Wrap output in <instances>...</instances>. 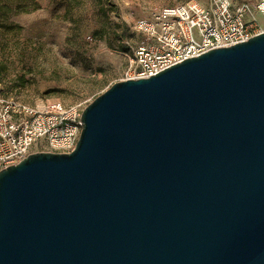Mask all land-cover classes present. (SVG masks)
<instances>
[{"label":"water","instance_id":"water-1","mask_svg":"<svg viewBox=\"0 0 264 264\" xmlns=\"http://www.w3.org/2000/svg\"><path fill=\"white\" fill-rule=\"evenodd\" d=\"M81 123L0 171V264H264V31L113 84Z\"/></svg>","mask_w":264,"mask_h":264},{"label":"rangeland","instance_id":"rangeland-1","mask_svg":"<svg viewBox=\"0 0 264 264\" xmlns=\"http://www.w3.org/2000/svg\"><path fill=\"white\" fill-rule=\"evenodd\" d=\"M187 1L0 0V96L84 109L126 79L141 39L136 22Z\"/></svg>","mask_w":264,"mask_h":264},{"label":"built area","instance_id":"built-area-1","mask_svg":"<svg viewBox=\"0 0 264 264\" xmlns=\"http://www.w3.org/2000/svg\"><path fill=\"white\" fill-rule=\"evenodd\" d=\"M264 0H189L140 19L126 79L151 77L188 58L235 45L261 33ZM125 79V80H126ZM83 109L59 101L28 106L0 96V171L32 154L33 147L70 153L79 139Z\"/></svg>","mask_w":264,"mask_h":264},{"label":"trees","instance_id":"trees-1","mask_svg":"<svg viewBox=\"0 0 264 264\" xmlns=\"http://www.w3.org/2000/svg\"><path fill=\"white\" fill-rule=\"evenodd\" d=\"M9 1H13V0H9ZM99 1H100V0H99ZM108 1H110V0H108ZM19 7H20V6L18 5V9H20Z\"/></svg>","mask_w":264,"mask_h":264}]
</instances>
